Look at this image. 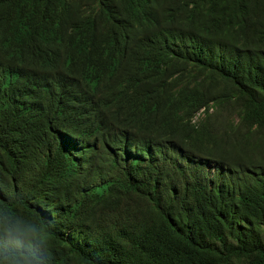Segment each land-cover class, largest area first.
<instances>
[{"label": "trees", "instance_id": "1", "mask_svg": "<svg viewBox=\"0 0 264 264\" xmlns=\"http://www.w3.org/2000/svg\"><path fill=\"white\" fill-rule=\"evenodd\" d=\"M0 264H264V0H0Z\"/></svg>", "mask_w": 264, "mask_h": 264}, {"label": "clouds", "instance_id": "2", "mask_svg": "<svg viewBox=\"0 0 264 264\" xmlns=\"http://www.w3.org/2000/svg\"><path fill=\"white\" fill-rule=\"evenodd\" d=\"M92 133H99V130L97 129V127L95 126V124H93L90 129L88 130L86 136L84 138H90ZM69 136V135H67Z\"/></svg>", "mask_w": 264, "mask_h": 264}]
</instances>
